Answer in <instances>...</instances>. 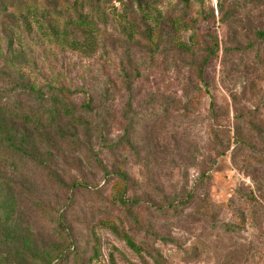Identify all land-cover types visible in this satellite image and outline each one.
<instances>
[{
  "label": "rangeland",
  "instance_id": "374dc122",
  "mask_svg": "<svg viewBox=\"0 0 264 264\" xmlns=\"http://www.w3.org/2000/svg\"><path fill=\"white\" fill-rule=\"evenodd\" d=\"M260 33L264 0H0V264H264ZM195 186L207 218L159 208Z\"/></svg>",
  "mask_w": 264,
  "mask_h": 264
},
{
  "label": "trees",
  "instance_id": "16d2710c",
  "mask_svg": "<svg viewBox=\"0 0 264 264\" xmlns=\"http://www.w3.org/2000/svg\"><path fill=\"white\" fill-rule=\"evenodd\" d=\"M187 1V0H186ZM79 25L81 26H87V27H90L92 26V24L88 21V20H85V21H82L79 23ZM259 37L262 38L264 40V33H260L259 34ZM207 62V61H205ZM178 112H179V116L183 117V118H188L190 117L191 115V110H192V106H191V103L190 102H185V103H182L180 102L179 103V109H176ZM162 112H163V115H168L170 113V110L168 107H164L162 108ZM159 116L160 114L154 112L152 113L150 116L147 117V122H149V125L151 126L149 129L151 131H154L157 127H158V119H159ZM57 118L60 120L61 119V115L60 114H57ZM156 127V128H155ZM155 128V129H154ZM154 129V130H152ZM57 132H59L61 135L62 134V131L61 129H57ZM102 132V130H101ZM160 132V131H159ZM151 133V132H150ZM220 134H222L224 137H228V141H221L220 140ZM102 135H104V133L102 132ZM157 136L159 137V135H155L153 133V137L157 138ZM215 136L217 137V140L220 141V147L217 151V156H216V159L213 161V164L212 166L215 167V165L217 164V159L221 156L224 155V153L231 147V143H230V133L227 132V131H222L221 133H218L216 132L215 133ZM239 142L237 141V144ZM131 146V145H130ZM241 146V144H240ZM225 147V148H224ZM226 149V150H225ZM118 183L120 184V187H119V190L121 193H119V196H118V200L121 204H124L125 206H127V209L128 210H131L130 208V201H126V197L124 194H126L128 192V190L133 186L131 184V186L129 185V183H131V180L130 178L126 175V173H120L118 174ZM203 179V178H202ZM202 181L201 179H199V182ZM134 182V181H132ZM198 183V182H197ZM198 185V184H197ZM130 187V188H129ZM200 186L197 187H193L191 189V191L187 194L186 197L182 198L181 200H179V202L177 203H166L165 206H161L159 207L161 210H164V211H174V212H177L178 208L180 207H187V206H190V204H192L193 202H198L200 203L199 207L197 208V212L198 214H202V216H204L205 218H207L210 214H211V203L210 205H207V201H209V197H205L204 199H199V195H200ZM132 205H137L139 206L141 204V201H139L138 199H135L134 201H132ZM213 206V205H212ZM60 228L62 229L61 230V233H62V236L65 234L66 235V230L64 228L63 225H60ZM224 228L226 229V231H235L236 230V227L234 225H231V224H226L224 226ZM112 231L118 236L120 237L125 243L126 245L135 253L137 254L141 259L144 260V248L141 244H139L136 239L130 235L129 233H125V231H121L120 228L116 225H113L112 227ZM64 238V237H63Z\"/></svg>",
  "mask_w": 264,
  "mask_h": 264
}]
</instances>
